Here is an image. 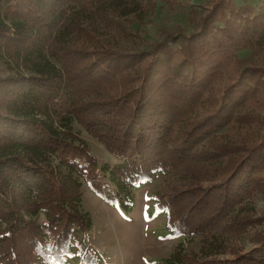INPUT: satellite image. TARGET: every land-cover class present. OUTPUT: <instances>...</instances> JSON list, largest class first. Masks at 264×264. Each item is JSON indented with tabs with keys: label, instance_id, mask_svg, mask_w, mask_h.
Instances as JSON below:
<instances>
[{
	"label": "trees",
	"instance_id": "trees-1",
	"mask_svg": "<svg viewBox=\"0 0 264 264\" xmlns=\"http://www.w3.org/2000/svg\"><path fill=\"white\" fill-rule=\"evenodd\" d=\"M156 3L0 0V264L77 261L76 238L92 227L83 181L111 200L96 188L106 179L126 213L134 191L164 171L179 174L171 195L156 197L163 230L202 235L204 259L187 263L177 245L159 263H263L264 222L249 201L264 197V66L241 68L219 96L210 85L236 51L264 48V0L202 1L191 6L192 32L145 50L112 42ZM75 122L119 161L99 166ZM223 127L236 132L214 134ZM205 135L207 149L197 145Z\"/></svg>",
	"mask_w": 264,
	"mask_h": 264
},
{
	"label": "rangeland",
	"instance_id": "rangeland-1",
	"mask_svg": "<svg viewBox=\"0 0 264 264\" xmlns=\"http://www.w3.org/2000/svg\"><path fill=\"white\" fill-rule=\"evenodd\" d=\"M202 1L205 0H177L173 7H169L162 1L157 0L155 8L145 17L143 22H127L125 24L126 33H124V36L116 32L113 35L111 33L112 42L119 47L139 51L148 49L152 43L161 40L167 33L188 34L195 29L197 23V15L192 8ZM245 1L259 5L263 0ZM128 30L132 34L127 33ZM236 59L234 64L229 65L211 83L210 87L215 95L219 96L221 94L220 90L223 86L241 68L248 65L264 66V48L255 52L249 50L236 51ZM210 95L211 93L203 95L206 98L204 104L208 102ZM251 103L249 105H255L253 102ZM198 111L199 114L202 113L203 108L198 106ZM256 112L264 114V107ZM238 126L237 124L236 127ZM245 127L247 128V126ZM72 128L88 143L90 154L99 166L104 164L113 165L119 161L79 123L75 122ZM222 132H227L230 135L233 132L235 133L236 129L223 127L214 134ZM215 135L211 136L210 139ZM208 140L209 135H205L203 139L198 141V147L204 146L207 149ZM176 176L164 171V173L154 176L136 189L133 193V200L128 204L130 210L126 213L118 203L119 198L115 196L114 187L106 179H97L101 182L96 188L106 196L111 197V200L97 192L91 183L83 181L82 208L90 213L92 227L76 238L84 248L82 256L95 263H97V257H99L98 264H161L159 260L169 256L179 245L182 246L181 249L185 258H190L187 263L191 262L192 258L202 259L203 236L196 235L183 238L179 235L165 233L163 226L167 215L165 212H158L155 208L158 200L156 197L160 196L161 199H166L171 195L174 189H171V187L177 180ZM249 202L254 207L255 216L264 222V197L261 194H255L252 201ZM39 220L43 221L42 215H40ZM252 233L253 231L249 230L244 234L243 244L246 249H250L253 245ZM77 250V246H75L74 251ZM81 258L76 256L77 261L71 260L70 264H80ZM261 264H264V261Z\"/></svg>",
	"mask_w": 264,
	"mask_h": 264
}]
</instances>
